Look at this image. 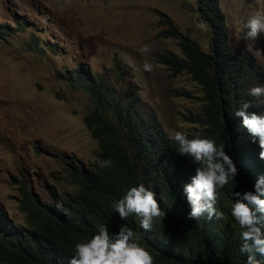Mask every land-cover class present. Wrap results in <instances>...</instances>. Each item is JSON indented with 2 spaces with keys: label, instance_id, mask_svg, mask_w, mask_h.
<instances>
[{
  "label": "trees",
  "instance_id": "obj_1",
  "mask_svg": "<svg viewBox=\"0 0 264 264\" xmlns=\"http://www.w3.org/2000/svg\"><path fill=\"white\" fill-rule=\"evenodd\" d=\"M194 2L198 19L208 29V51L164 18L159 22L163 27L159 35L176 40L182 56L166 52L159 62L175 77L188 76L200 90L202 106L185 118L193 127L185 132L188 138L198 132L214 139L240 172L217 192L216 208L223 218L209 220L205 215L199 220L188 219L190 208L182 189L194 175L195 165L179 154L178 144L151 124L132 99L123 101L83 68L66 70L68 77L61 78L89 99L90 110L83 122L98 144L96 160L87 169L77 162L69 164L65 176L75 190L72 194H51L52 201H43L24 183L19 186L24 221L18 224L0 215L6 224H0V264H68L77 243L90 240L103 225L115 232L123 224L152 254L154 264H246V255L239 251L243 229L231 212L232 193L251 190V180L260 176L264 167L255 159L249 140L236 132L242 120L235 112L243 102L253 99L247 94L249 88L264 84V66L253 63L247 52L239 57L231 50L219 0ZM16 33L0 24L2 40ZM32 41L31 51L48 49L38 38ZM103 160H111L112 166L101 167ZM140 183L156 192L166 212L149 232L140 228V217L121 220L114 210L127 190Z\"/></svg>",
  "mask_w": 264,
  "mask_h": 264
},
{
  "label": "rangeland",
  "instance_id": "obj_2",
  "mask_svg": "<svg viewBox=\"0 0 264 264\" xmlns=\"http://www.w3.org/2000/svg\"><path fill=\"white\" fill-rule=\"evenodd\" d=\"M194 6V0H0V24L17 30L0 38V215L23 223L22 183L52 201L51 194L75 190L65 176L69 164L87 169L96 160L98 144L83 122L89 99L61 78L66 70L83 68L121 99H135L169 136L193 128L185 118L202 106V96L188 76L175 77L159 62L166 52L182 56L176 40L160 37L159 22L168 18L207 52L208 29ZM219 7L231 50L264 65V35L254 45L237 39L246 17L264 11V0H219ZM33 38L48 49L31 51ZM145 44L151 51L142 54ZM145 60L151 73L143 70Z\"/></svg>",
  "mask_w": 264,
  "mask_h": 264
},
{
  "label": "clouds",
  "instance_id": "obj_3",
  "mask_svg": "<svg viewBox=\"0 0 264 264\" xmlns=\"http://www.w3.org/2000/svg\"><path fill=\"white\" fill-rule=\"evenodd\" d=\"M243 29L241 36L237 38L238 41L243 39L254 45L264 35V11L256 10L250 13L243 21ZM229 46L232 48L230 43ZM150 51L148 44L141 49L142 54ZM143 70L151 73L154 66L145 60ZM247 94L253 99L243 102L235 112V116L242 120L241 127H238L236 132L249 140L254 148L255 159L264 167V84L252 86ZM122 100L127 102L128 99ZM134 100L131 102L135 105ZM257 108L262 111L254 110ZM153 125L162 131L160 126ZM170 138L178 144L179 154L189 158L195 165L194 175L182 189V195L190 208L188 219L199 220L205 215L209 220L222 219L223 214L216 208L217 192L240 175L234 161L225 148L217 147L214 139L202 137L198 132L194 138L189 139L187 133L176 131ZM100 166L111 167L112 161L103 160ZM250 186L251 190L232 193L234 203L231 212L243 229L239 251L246 255V264H264V259H261L264 257V172L251 180ZM114 210L121 220H126L132 215L140 217V228L144 232L152 229L157 218L166 216L156 198V192L143 183L128 189L115 203ZM0 224L6 226L3 221H0ZM133 237L134 232L127 224L121 225L115 232H110L108 227L103 225L90 240L75 245V253L68 264H154L152 254Z\"/></svg>",
  "mask_w": 264,
  "mask_h": 264
}]
</instances>
